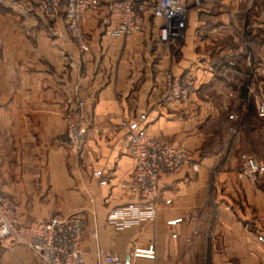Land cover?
Instances as JSON below:
<instances>
[{"label": "crops", "instance_id": "0c3cea01", "mask_svg": "<svg viewBox=\"0 0 264 264\" xmlns=\"http://www.w3.org/2000/svg\"><path fill=\"white\" fill-rule=\"evenodd\" d=\"M110 1L85 14L83 50L63 11L49 20L35 8L39 0H0V182L20 222L78 213L86 264H96L97 244L129 261L134 245L151 242L156 264H264V182L237 176L241 153L264 156V119L245 117L243 127L228 119L246 115L250 99L256 110L264 100V0H189L185 34L170 42L159 39L162 20L153 17L141 33L112 35L119 21ZM170 71L194 74L188 99H162ZM79 101L88 133L73 153L66 131ZM142 114L150 135L185 148L200 169L162 175L157 219L117 230L108 213L140 199L120 125ZM0 264L42 262L6 239Z\"/></svg>", "mask_w": 264, "mask_h": 264}, {"label": "built area", "instance_id": "2783aa9c", "mask_svg": "<svg viewBox=\"0 0 264 264\" xmlns=\"http://www.w3.org/2000/svg\"><path fill=\"white\" fill-rule=\"evenodd\" d=\"M201 5V0H193ZM104 0H39L35 8L49 20H55L64 12L71 34L77 39L83 50H88L82 32V21L88 11H99L104 7ZM189 0H112L107 4L110 13L117 17L118 25L111 30L112 35H130L141 33L149 17L161 19L159 39L163 42L183 38L190 18ZM264 30V22L261 24ZM254 70L258 67L252 65ZM196 85V78L191 71L183 74L168 72L165 89L162 93L164 101L188 99ZM84 103L79 101L77 117L69 120L66 131V145L73 153H80L85 145L88 124L81 110ZM258 114L264 119V100L258 104ZM229 120L240 121L239 114H229ZM147 115L139 119L122 121L121 127L128 129V143L134 161L131 190L138 194L137 202L112 209L107 221L115 229L140 225L146 221H155L158 216V199L161 193L162 175H175L185 165L199 171L200 164L192 154L181 146L166 144L150 135L146 127ZM237 132L238 125L229 127ZM101 185L107 184L102 178V171H96ZM237 176L252 184L264 182V156L241 153L240 168ZM182 218L168 221L175 225ZM86 222L78 213H54L46 221H34L23 224L18 217L16 204L4 191L0 182V241L13 239L17 243L30 248L42 264H86L82 248V238ZM214 231L210 232L213 236ZM99 240L98 231L93 233ZM176 237V234H173ZM263 240V236L259 237ZM96 264H156V246L153 242L146 245H134L129 261L116 253L108 251L97 244L95 251ZM142 260L148 261L144 262Z\"/></svg>", "mask_w": 264, "mask_h": 264}, {"label": "trees", "instance_id": "16d2710c", "mask_svg": "<svg viewBox=\"0 0 264 264\" xmlns=\"http://www.w3.org/2000/svg\"><path fill=\"white\" fill-rule=\"evenodd\" d=\"M247 107L248 108H247L246 115L242 116L241 127H243V120L245 122V117H246V121L249 123V120H251L253 116H256V114L259 115L258 114V108L256 110L255 102L252 99H250L248 101V106ZM243 117H244V119H243Z\"/></svg>", "mask_w": 264, "mask_h": 264}, {"label": "rangeland", "instance_id": "374dc122", "mask_svg": "<svg viewBox=\"0 0 264 264\" xmlns=\"http://www.w3.org/2000/svg\"><path fill=\"white\" fill-rule=\"evenodd\" d=\"M235 114H238L237 112H235ZM241 119H242V115L240 116V121H241ZM240 125H241V123H240ZM243 153H247V152H243ZM249 154V153H248ZM214 231V230H213ZM211 232V231H210ZM215 232V231H214ZM213 236H215V234L213 235ZM213 236H211V238H213ZM232 261H233V263L234 264H236V262H235V259H231Z\"/></svg>", "mask_w": 264, "mask_h": 264}]
</instances>
